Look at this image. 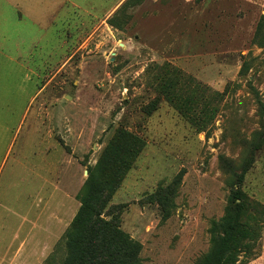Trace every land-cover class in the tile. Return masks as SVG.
<instances>
[{
	"label": "rangeland",
	"instance_id": "rangeland-1",
	"mask_svg": "<svg viewBox=\"0 0 264 264\" xmlns=\"http://www.w3.org/2000/svg\"><path fill=\"white\" fill-rule=\"evenodd\" d=\"M54 16L43 29L0 16V264L63 263L78 194L122 151L120 131L140 153L102 217L121 206L135 264H199L239 204L230 264H264V0L86 1ZM16 46L32 53L20 72ZM40 101L43 157L24 145Z\"/></svg>",
	"mask_w": 264,
	"mask_h": 264
},
{
	"label": "trees",
	"instance_id": "trees-1",
	"mask_svg": "<svg viewBox=\"0 0 264 264\" xmlns=\"http://www.w3.org/2000/svg\"><path fill=\"white\" fill-rule=\"evenodd\" d=\"M263 17L261 21L264 20ZM261 26L260 22L254 43L261 32ZM112 143H122V151H116L117 158L109 163L102 158L89 171V177L78 194L81 206L64 235L67 251L62 264H135L139 260L140 243L121 230L116 217L121 206L112 208L110 220L102 217L103 211L140 153L139 141L132 134L120 131ZM244 196L241 191H236L232 200H243ZM166 198L164 196L161 201L165 203ZM243 213L244 205L239 204L226 215L222 225L223 236L214 241L211 253L199 264L231 263L232 253L240 244L238 233L243 227L240 221Z\"/></svg>",
	"mask_w": 264,
	"mask_h": 264
},
{
	"label": "crops",
	"instance_id": "crops-1",
	"mask_svg": "<svg viewBox=\"0 0 264 264\" xmlns=\"http://www.w3.org/2000/svg\"><path fill=\"white\" fill-rule=\"evenodd\" d=\"M44 1L46 0H0V16H4L6 9L13 8L15 13L17 14V17L20 23H24L25 25H27L28 23L31 22L32 23L31 25L35 27H40V28L44 26L50 27L53 25L54 20L56 19V16L54 15H56V13L59 12L62 6L66 7V4H67L70 8H73L74 10L83 9L85 11L86 1H88V3L89 1H91L92 3V2L102 1V0H50L49 3L44 2ZM44 9H46L45 11H48V12L43 13ZM3 46L4 45L0 43V48ZM14 54L17 56L16 58L9 57L8 59L10 61L17 62L19 64L18 71L20 72L21 70L20 66L22 68H25L24 64H26V61L23 60L22 62L20 61V58L23 56H26V57L31 56L32 53L28 54V52L25 50L20 51L18 49V46H16ZM28 70L35 73V71L31 70L30 68ZM42 73L43 72L41 71L39 75L40 74L42 75ZM40 79H42V76H40ZM43 89H44V84H42L38 89V92H40L41 95L43 94ZM30 122H31L30 123L31 125L28 130V135L26 133V139L24 141V145L27 143L39 145L40 146L39 153L41 157H43L44 120H43V102L42 101H40L38 105L37 113L34 115V118ZM27 139H29L28 142H27ZM3 140L4 139L0 138V143ZM9 153H10V148L7 150L3 158L7 159ZM51 222L52 224L55 223L58 225H63L65 224V219L60 214L55 213V215L52 216Z\"/></svg>",
	"mask_w": 264,
	"mask_h": 264
}]
</instances>
